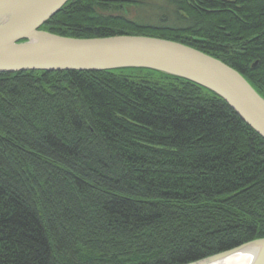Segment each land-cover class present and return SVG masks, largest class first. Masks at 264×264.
<instances>
[{
	"label": "trees",
	"instance_id": "trees-1",
	"mask_svg": "<svg viewBox=\"0 0 264 264\" xmlns=\"http://www.w3.org/2000/svg\"><path fill=\"white\" fill-rule=\"evenodd\" d=\"M40 29L177 41L264 98V0H68ZM262 237L264 139L212 91L147 68L0 72V264H184Z\"/></svg>",
	"mask_w": 264,
	"mask_h": 264
},
{
	"label": "water",
	"instance_id": "water-1",
	"mask_svg": "<svg viewBox=\"0 0 264 264\" xmlns=\"http://www.w3.org/2000/svg\"><path fill=\"white\" fill-rule=\"evenodd\" d=\"M68 0H0V72L147 68L183 78L220 98L264 139V98L234 68L183 43L144 35L78 38L40 27ZM249 252L264 264V237L184 264H215Z\"/></svg>",
	"mask_w": 264,
	"mask_h": 264
},
{
	"label": "bare ground",
	"instance_id": "bare-ground-1",
	"mask_svg": "<svg viewBox=\"0 0 264 264\" xmlns=\"http://www.w3.org/2000/svg\"><path fill=\"white\" fill-rule=\"evenodd\" d=\"M249 258H250V253L245 252L227 257L226 259L221 260L215 264H247Z\"/></svg>",
	"mask_w": 264,
	"mask_h": 264
},
{
	"label": "rangeland",
	"instance_id": "rangeland-1",
	"mask_svg": "<svg viewBox=\"0 0 264 264\" xmlns=\"http://www.w3.org/2000/svg\"><path fill=\"white\" fill-rule=\"evenodd\" d=\"M114 11V10H111ZM122 13H124L127 17L132 18L134 16H136L137 13H139V11L135 8H123V10L121 11Z\"/></svg>",
	"mask_w": 264,
	"mask_h": 264
}]
</instances>
